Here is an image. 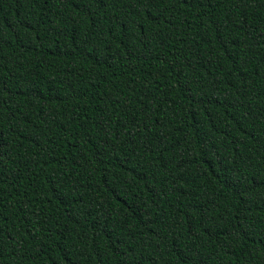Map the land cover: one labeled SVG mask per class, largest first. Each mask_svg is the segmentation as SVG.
I'll return each instance as SVG.
<instances>
[{
  "label": "trees",
  "instance_id": "16d2710c",
  "mask_svg": "<svg viewBox=\"0 0 264 264\" xmlns=\"http://www.w3.org/2000/svg\"><path fill=\"white\" fill-rule=\"evenodd\" d=\"M0 264H264V0H0Z\"/></svg>",
  "mask_w": 264,
  "mask_h": 264
}]
</instances>
